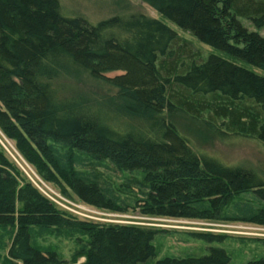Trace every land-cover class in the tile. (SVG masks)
Here are the masks:
<instances>
[{
	"label": "trees",
	"instance_id": "obj_1",
	"mask_svg": "<svg viewBox=\"0 0 264 264\" xmlns=\"http://www.w3.org/2000/svg\"><path fill=\"white\" fill-rule=\"evenodd\" d=\"M143 1L201 43L264 72V37L240 22L264 29V0ZM113 73L121 75L107 77ZM81 77L113 91L119 112L65 97L60 81ZM175 112L199 120L207 112L227 132L264 146V77L216 56L202 61L142 14L92 25L63 16L59 0H0V135L38 179L109 213L264 227V179L200 156L166 119ZM109 172L129 176L115 185ZM0 228L14 231L9 264H146L157 256L158 231L81 221L42 194L1 144ZM34 228L81 233L87 247L65 262L32 245ZM229 262L226 251L212 249L156 264Z\"/></svg>",
	"mask_w": 264,
	"mask_h": 264
},
{
	"label": "rangeland",
	"instance_id": "obj_2",
	"mask_svg": "<svg viewBox=\"0 0 264 264\" xmlns=\"http://www.w3.org/2000/svg\"><path fill=\"white\" fill-rule=\"evenodd\" d=\"M59 2L63 16L83 18L92 25H97L116 16L145 15L164 23L183 41L190 43L195 50L201 53L202 61L205 62L209 57L216 56L234 62L264 77L263 71L245 62L235 60L225 52L201 43L190 33L181 30L160 15L143 0H59ZM240 22L250 32H257L264 37V29H256L244 19H241ZM119 75L121 73H113L107 75V77L114 78ZM60 85L64 96L67 98L82 97L87 101L88 106L93 107L109 105L108 107L113 108L115 111L120 108L113 101L116 98L113 91L89 78L64 79L60 81ZM120 119L122 123L126 122L122 116ZM166 119L177 128L182 136L187 138L191 147L200 156H208L226 166L243 168L258 174L264 179V146L258 140L227 132L221 127L222 122L214 119L212 114L207 112L203 114L200 120L192 119L182 112L167 113ZM135 123L140 125L138 122ZM1 137L0 144L11 159L17 163V166L33 184L34 181L37 182L36 172L20 156H17L13 144ZM107 176L115 185H119L123 183L124 178L128 177L129 174L109 172ZM44 184L59 196L58 200L62 204L73 203L90 210L91 212L85 213L90 218H80L81 221L104 225H131L158 231L153 241L157 256L150 259L146 264H156L166 258L178 260L201 258L210 255L212 249L226 251L230 258L229 264H248L264 259V227L236 223L145 217L138 211H130L127 214L109 213L84 206L71 193H68L69 198L65 197L62 188ZM196 233L225 236L226 238L222 243H208L195 238L193 234ZM13 237L14 231L0 228V264H9L8 252ZM87 243L88 237L78 232L39 228L32 230V245L34 247L42 251H54L65 262L74 261L80 251L87 247ZM77 261L83 263L85 258L79 257Z\"/></svg>",
	"mask_w": 264,
	"mask_h": 264
},
{
	"label": "built area",
	"instance_id": "obj_3",
	"mask_svg": "<svg viewBox=\"0 0 264 264\" xmlns=\"http://www.w3.org/2000/svg\"><path fill=\"white\" fill-rule=\"evenodd\" d=\"M35 186L44 194L49 200H51L53 203H55L57 206L62 208L63 210L71 213L77 218H86L88 215L85 213L91 212L90 210L83 208L81 206L75 205L73 203H66L62 204L59 202V196L56 195L53 191H51L43 182H41L40 179L37 178V182L34 181ZM90 218V217H88Z\"/></svg>",
	"mask_w": 264,
	"mask_h": 264
}]
</instances>
